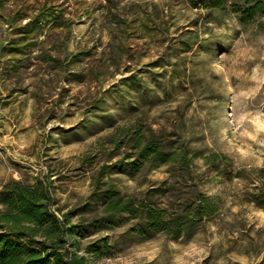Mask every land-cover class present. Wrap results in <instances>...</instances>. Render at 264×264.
Returning a JSON list of instances; mask_svg holds the SVG:
<instances>
[{"label":"rangeland","instance_id":"1","mask_svg":"<svg viewBox=\"0 0 264 264\" xmlns=\"http://www.w3.org/2000/svg\"><path fill=\"white\" fill-rule=\"evenodd\" d=\"M255 1L120 0L113 14L104 0H69V50L90 49L80 66L99 77L72 84L62 100L55 92L37 102L33 66L20 81L26 91L12 93L14 80L3 74L10 59L0 57V189L49 175L55 206L83 222L76 238L90 264H264V208L248 193L264 166V11L242 15ZM14 36L0 19V43ZM135 120L162 133L169 151L188 154L190 167L182 156L135 169L119 160L123 147L107 160L110 134ZM212 152L226 155L219 169L205 163ZM102 164L122 193L167 179L177 198L192 188L218 195L219 212L177 239L144 235L127 214L90 226L101 210L88 203L92 174Z\"/></svg>","mask_w":264,"mask_h":264},{"label":"trees","instance_id":"2","mask_svg":"<svg viewBox=\"0 0 264 264\" xmlns=\"http://www.w3.org/2000/svg\"><path fill=\"white\" fill-rule=\"evenodd\" d=\"M68 1L0 0V19L15 35L6 43H0V57L4 55L10 59L9 64L4 63L3 71L14 80L10 92L26 91V87L19 85L24 70L27 71L30 65L33 68L28 72L32 76L29 85L37 102L56 93L62 100L70 93L72 84L99 77L94 68L80 66L90 57V49L69 50L73 19L67 15ZM104 1V7L115 14L113 9L120 0ZM197 1L213 6L221 3V0ZM257 11H264L263 1H255L242 11V15H253ZM93 105L96 109L100 107L99 98L94 99ZM110 142L114 144V151L107 160L120 154L118 150L123 147L125 151L119 160H128V165L135 169L171 164L183 156L167 149L165 138L156 128L137 120L116 127L110 134ZM225 157L224 153L212 152L206 154L204 160L211 170H215L221 167ZM87 158L83 157L82 163H90ZM182 159L188 160L186 166L189 168L192 158L184 154ZM106 167L107 164H102L92 174L88 203H95L101 210L89 218L90 226L111 225L127 214L137 219L144 235L159 231L177 239L190 234L219 212L218 195L192 188L189 196L177 198L175 185L168 192L164 189L167 179L148 186L140 194L122 193L105 178ZM258 172L262 174L250 180L248 193L252 197L249 200L264 208V166L259 167ZM239 175L244 177L242 173ZM55 204L49 175L35 184L10 179L2 185L0 264H90L87 256L80 253L76 238V228L83 226V222L72 223ZM89 249L93 251V248Z\"/></svg>","mask_w":264,"mask_h":264}]
</instances>
